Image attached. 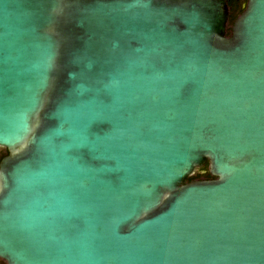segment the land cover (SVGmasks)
Listing matches in <instances>:
<instances>
[{
	"label": "water",
	"instance_id": "water-1",
	"mask_svg": "<svg viewBox=\"0 0 264 264\" xmlns=\"http://www.w3.org/2000/svg\"><path fill=\"white\" fill-rule=\"evenodd\" d=\"M0 149L6 264H264V0H0Z\"/></svg>",
	"mask_w": 264,
	"mask_h": 264
},
{
	"label": "trees",
	"instance_id": "trees-1",
	"mask_svg": "<svg viewBox=\"0 0 264 264\" xmlns=\"http://www.w3.org/2000/svg\"><path fill=\"white\" fill-rule=\"evenodd\" d=\"M232 1H233L234 5L232 7H229V26L232 25L234 20L242 13V11L245 8V6L240 8L239 4H237V2H239L240 0H232ZM244 1H247V0H244ZM228 29H230V28H228ZM6 154H7V152L5 150V154L2 157H4ZM2 157H0V159ZM201 169L205 170L206 172H205V174H198L197 173V177L201 176L203 179H211L212 178L207 172V164H205V166ZM193 177L194 176L190 177V179H194Z\"/></svg>",
	"mask_w": 264,
	"mask_h": 264
},
{
	"label": "flooded vegetation",
	"instance_id": "flooded-vegetation-1",
	"mask_svg": "<svg viewBox=\"0 0 264 264\" xmlns=\"http://www.w3.org/2000/svg\"><path fill=\"white\" fill-rule=\"evenodd\" d=\"M246 2L247 1L240 0L239 2H237V4H239V6L241 8V7H244L246 5ZM227 5H229L228 7H232L234 5L233 1L232 0H227ZM4 154H5V150L4 149H0V157H2ZM193 178L194 179H203L201 176L197 177V173L194 175ZM0 264H6V262L4 260L0 259Z\"/></svg>",
	"mask_w": 264,
	"mask_h": 264
}]
</instances>
